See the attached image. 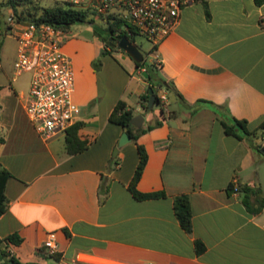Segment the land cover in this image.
<instances>
[{
    "label": "crops",
    "instance_id": "obj_1",
    "mask_svg": "<svg viewBox=\"0 0 264 264\" xmlns=\"http://www.w3.org/2000/svg\"><path fill=\"white\" fill-rule=\"evenodd\" d=\"M47 1L87 7L89 0ZM90 36L86 55L62 44L74 71L79 135L90 140L84 150L67 154L64 135L39 138L24 111L26 93L18 96L22 119L0 106V167L11 174L0 238H21L5 251L20 264H264V149L253 147L264 131L239 139L219 122L229 115L252 129L264 119V0H199L179 11L150 53L183 99L167 96L163 116L158 106L140 108L146 82L124 51L116 47L93 69L105 47ZM117 100L143 117L140 126L161 120L137 138L147 159L136 189L163 197L135 200L126 189L137 153L130 140L113 155L122 130L108 115ZM181 194L189 233L173 212ZM48 238L52 253L42 246Z\"/></svg>",
    "mask_w": 264,
    "mask_h": 264
},
{
    "label": "built area",
    "instance_id": "obj_2",
    "mask_svg": "<svg viewBox=\"0 0 264 264\" xmlns=\"http://www.w3.org/2000/svg\"><path fill=\"white\" fill-rule=\"evenodd\" d=\"M199 0H89L87 8L94 16L121 24L115 34L133 39L139 35L155 47L171 33L177 24L179 11ZM5 23L16 41L13 68L18 75L30 72L24 111L32 129L42 140L65 134L79 116V107L73 100L74 71L70 58L62 49L66 33L62 28L46 22H15L12 15ZM141 70V69H140ZM164 91L159 102H166ZM264 148V135L260 137ZM236 192L235 181L231 183ZM49 253L54 251L52 239L42 243ZM10 256V255H9Z\"/></svg>",
    "mask_w": 264,
    "mask_h": 264
},
{
    "label": "trees",
    "instance_id": "obj_3",
    "mask_svg": "<svg viewBox=\"0 0 264 264\" xmlns=\"http://www.w3.org/2000/svg\"><path fill=\"white\" fill-rule=\"evenodd\" d=\"M255 5H260L263 0H253ZM3 8H8L12 11L14 15V21L25 24L29 21L33 22H46L57 27L62 28L64 31H67L68 27L71 24L75 23H91L93 22L92 18L89 16V13L92 12L87 7L77 6L74 3L67 1H58L55 2L52 6H42L38 3V0H0V13ZM121 24L119 20L109 22L106 20V25L104 27L93 26L92 34L98 37L104 45V50L102 53H110L114 48L109 47L108 37H112L113 40H118L122 35H116L115 30ZM10 26L5 23V21L0 20V39L6 33V30H9ZM155 47H150L149 52H151ZM93 69L97 68L98 63L94 61L91 62ZM136 67L139 68V64H136ZM144 70L147 73V77L144 78L146 82V88L151 87L155 89L154 94V103L153 106H158L160 115L163 116L162 103L159 102V93L164 91L166 94V99L168 97H177L182 99L181 95L175 89L173 83L169 80L164 79L157 71V63L150 62L149 64L143 66ZM147 100L148 94L147 91L141 94L138 97V103L142 111H150L152 108L147 109ZM183 100V99H182ZM152 106V107H153ZM194 111V109L192 110ZM134 116V112L130 108H126L125 103L122 100H117L113 105L109 115L108 121L118 125L122 131H125L130 137V140L134 142L135 149L137 153V162L134 167L133 173L129 182L126 185V189L135 200H144V199H155L164 196L163 191H150V192H140L136 189V183L141 175L142 169L146 163V152L142 144L137 143V138L140 134L148 131L154 126H158L161 123V120L156 119L153 123L142 125L136 127L130 123V118ZM224 134L232 135L239 139L243 137H256L257 130L264 131V119L258 124L257 127L249 129L247 127V122L244 119H237L233 116H227L225 120H219ZM80 122L76 121L71 125L64 134L63 137V148L67 154H75L84 150L90 140L88 138H81L79 135ZM3 141L2 136L0 135V142ZM253 147L256 151H260L262 146H259L256 142L253 143ZM113 164L116 165L117 161L115 158H112ZM11 177V174L3 167H0V215L6 209V197L4 194L5 182L8 178ZM106 190V189H104ZM229 190H232V187L229 185ZM241 190L248 192L246 187H243ZM255 193L258 194V191L255 190ZM262 199L258 200V204H262ZM243 204L250 209L249 203L246 199H243ZM173 212L177 219L179 226L186 232L189 233L191 230V212L189 207L188 198L186 195H178L173 199ZM251 210V209H250ZM258 210L255 208L254 211ZM21 241V238L16 233L8 234L0 238V264H7L12 262L13 264H20L17 262L13 256L5 251V248L8 244L18 245ZM194 249L196 252H201L203 250V244L200 241L194 242ZM25 264H34V263H25Z\"/></svg>",
    "mask_w": 264,
    "mask_h": 264
},
{
    "label": "rangeland",
    "instance_id": "obj_4",
    "mask_svg": "<svg viewBox=\"0 0 264 264\" xmlns=\"http://www.w3.org/2000/svg\"><path fill=\"white\" fill-rule=\"evenodd\" d=\"M38 3L42 6H52L55 4V2H49L47 0H38ZM9 14H11L14 19L12 11L8 8H3L0 13V20L5 21ZM89 16L93 20L92 24L86 22L71 24L63 38V42L66 43V45H72V48L76 49L77 56L82 54L86 55L91 51L90 35L93 26L104 27L105 25V20L102 17L94 16L93 13H89ZM130 41L134 43L142 53L144 64H149L152 58V54L149 52L151 47L149 41L139 35L134 36L133 39L130 38ZM15 47L16 41L13 37V33L10 30H6L5 35L0 39V106H2L3 110H13L14 115L22 119V117H24L21 106L22 99H19L18 96L21 92H27L30 72L22 71L18 75L15 74L12 66L15 58ZM100 50H97L95 58L93 59L95 63H98L97 67L102 61L106 62L107 59V53L102 54Z\"/></svg>",
    "mask_w": 264,
    "mask_h": 264
},
{
    "label": "water",
    "instance_id": "obj_5",
    "mask_svg": "<svg viewBox=\"0 0 264 264\" xmlns=\"http://www.w3.org/2000/svg\"><path fill=\"white\" fill-rule=\"evenodd\" d=\"M107 45L109 47L116 46L117 48L124 51L134 63L139 64V67L141 68V75L144 78L147 77V73L143 68L144 66L143 55L139 51V49L136 47V45L132 43L127 37L121 36L118 40H113L112 37H108ZM100 51H102V49ZM154 90L155 89L151 87L147 88V94H148L147 109H150L153 106L154 97H155L153 94ZM142 120H143V117L140 114H136L130 118V123L136 127H139L142 123ZM128 141H130V137L127 135L125 131H122L117 140L116 147L113 149V155L115 154L117 147L123 145L124 143ZM7 264H13V263L9 262Z\"/></svg>",
    "mask_w": 264,
    "mask_h": 264
},
{
    "label": "flooded vegetation",
    "instance_id": "obj_6",
    "mask_svg": "<svg viewBox=\"0 0 264 264\" xmlns=\"http://www.w3.org/2000/svg\"><path fill=\"white\" fill-rule=\"evenodd\" d=\"M112 48H116V46H112Z\"/></svg>",
    "mask_w": 264,
    "mask_h": 264
}]
</instances>
